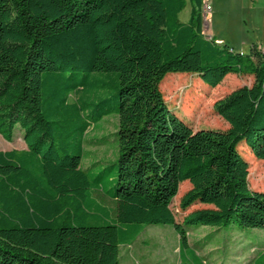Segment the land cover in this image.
I'll use <instances>...</instances> for the list:
<instances>
[{
  "label": "trees",
  "instance_id": "16d2710c",
  "mask_svg": "<svg viewBox=\"0 0 264 264\" xmlns=\"http://www.w3.org/2000/svg\"><path fill=\"white\" fill-rule=\"evenodd\" d=\"M191 3L187 23L180 14ZM203 0H0V264H120L149 225L264 230V193L249 186L245 147L264 161V52L203 33ZM171 73L216 88L254 77L214 104L229 128L193 130L167 105ZM118 115V158L83 167L89 130ZM186 211L172 203L184 182ZM97 192L114 208L98 199ZM253 264H264V251Z\"/></svg>",
  "mask_w": 264,
  "mask_h": 264
},
{
  "label": "rangeland",
  "instance_id": "374dc122",
  "mask_svg": "<svg viewBox=\"0 0 264 264\" xmlns=\"http://www.w3.org/2000/svg\"><path fill=\"white\" fill-rule=\"evenodd\" d=\"M191 8V3L187 1L180 14L182 22L189 21ZM263 10L264 0H217L215 11L220 16L209 24L208 33L244 55L250 54L253 46L264 50ZM253 83V76L231 74L219 86L210 88L195 74L171 73L164 78L160 89L168 107L193 130L226 131L229 125L216 114L214 104L232 91ZM118 125V115H111L89 130L84 168L90 167L92 173H98L104 166L117 161ZM25 146L20 130L14 133L12 141L0 134V151ZM245 146L241 143L238 151L251 169L250 189L264 193V161L256 159ZM190 189L189 181L182 183L173 200L171 208L178 223H182L192 211L207 207L198 202L186 211L180 209V200ZM96 196L114 208L113 202L101 192H97ZM187 231L189 247L182 256L179 237L171 225L146 226L131 246L121 248L120 264H253L258 254L264 251V230L261 229L240 228L232 223L224 227L187 226Z\"/></svg>",
  "mask_w": 264,
  "mask_h": 264
},
{
  "label": "crops",
  "instance_id": "0c3cea01",
  "mask_svg": "<svg viewBox=\"0 0 264 264\" xmlns=\"http://www.w3.org/2000/svg\"><path fill=\"white\" fill-rule=\"evenodd\" d=\"M204 1L205 0H203V2ZM209 1L211 2L212 8H211V11L208 14L204 13V16H203V33L208 38H212L214 35L210 36L209 33H208L209 24H211V23L213 24L214 21L220 16V13L215 11L217 0H209ZM213 39H215L216 42H218L219 44L223 45V43H222L223 40L222 39H216L215 36L213 37ZM25 149H27L26 146L24 148L19 149V150H25Z\"/></svg>",
  "mask_w": 264,
  "mask_h": 264
},
{
  "label": "built area",
  "instance_id": "2783aa9c",
  "mask_svg": "<svg viewBox=\"0 0 264 264\" xmlns=\"http://www.w3.org/2000/svg\"><path fill=\"white\" fill-rule=\"evenodd\" d=\"M211 2L209 0H205L203 3V14H208L211 11ZM264 52V50H262Z\"/></svg>",
  "mask_w": 264,
  "mask_h": 264
}]
</instances>
